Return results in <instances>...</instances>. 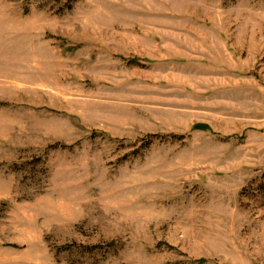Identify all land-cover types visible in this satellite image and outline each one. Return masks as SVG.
I'll use <instances>...</instances> for the list:
<instances>
[{
	"label": "rangeland",
	"instance_id": "rangeland-1",
	"mask_svg": "<svg viewBox=\"0 0 264 264\" xmlns=\"http://www.w3.org/2000/svg\"><path fill=\"white\" fill-rule=\"evenodd\" d=\"M0 264H264V0H0Z\"/></svg>",
	"mask_w": 264,
	"mask_h": 264
}]
</instances>
